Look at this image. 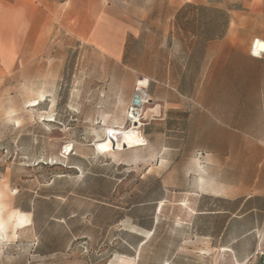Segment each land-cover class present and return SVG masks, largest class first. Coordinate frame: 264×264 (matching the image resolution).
<instances>
[{
    "label": "rangeland",
    "instance_id": "1",
    "mask_svg": "<svg viewBox=\"0 0 264 264\" xmlns=\"http://www.w3.org/2000/svg\"><path fill=\"white\" fill-rule=\"evenodd\" d=\"M185 1H103L143 29L116 61L58 26L63 0H0V264H236L220 248L218 215L204 214L221 207L205 195L204 74L221 57L207 41L226 29L245 40L235 42L247 57L228 55L226 101L259 110L253 74L264 68L247 58L264 40V0ZM144 78L170 82L153 83L166 114L150 102L145 145L103 151Z\"/></svg>",
    "mask_w": 264,
    "mask_h": 264
},
{
    "label": "crops",
    "instance_id": "2",
    "mask_svg": "<svg viewBox=\"0 0 264 264\" xmlns=\"http://www.w3.org/2000/svg\"><path fill=\"white\" fill-rule=\"evenodd\" d=\"M105 0H63L58 26L80 42H91L113 60L127 56L130 44L139 38L141 24L120 23L101 9ZM185 3L205 5L204 0H186ZM182 7L180 5L178 10ZM36 26L37 23H31ZM116 25V28H115ZM110 28V29H109ZM115 29V30H114ZM227 30V29H226ZM207 41V48L216 47L221 51L216 66L207 65L204 77L206 85V153L205 195L221 207L206 208L207 221L216 216L221 220L217 239L222 252L230 253L237 259L236 264H262L264 262V74H253L259 110H228L226 101L228 55L231 49L241 51L247 57L246 42L238 36L235 41L228 31ZM30 41H32V31ZM34 34V33H33ZM35 36V35H34ZM38 43L37 39L34 40ZM225 53V54H224ZM253 57V56H252ZM246 59V58H245ZM247 61L264 68V62L257 57ZM209 64V63H208ZM262 72V71H261ZM264 73V71H263ZM145 79V78H144ZM150 102L157 99L156 86L167 91V79L146 78ZM221 99V108L215 107L214 100ZM159 117L167 110L161 101ZM156 110V108L152 109ZM196 197H200L198 192ZM214 207V206H213ZM198 214V213H197ZM213 238L206 234V241Z\"/></svg>",
    "mask_w": 264,
    "mask_h": 264
},
{
    "label": "bare ground",
    "instance_id": "3",
    "mask_svg": "<svg viewBox=\"0 0 264 264\" xmlns=\"http://www.w3.org/2000/svg\"><path fill=\"white\" fill-rule=\"evenodd\" d=\"M251 55L253 57L264 56V40L256 39L251 47ZM141 85H146V79H140L138 81ZM142 123L139 122L137 127H111L106 130L104 140L100 142V148L103 151L114 152L115 150H121L123 146L128 148L141 147L145 145V141L139 131ZM99 143V142H98ZM66 150V149H65ZM66 152V151H65ZM29 217L27 214L18 213L16 217L17 228H23L28 225ZM3 225V223H1Z\"/></svg>",
    "mask_w": 264,
    "mask_h": 264
},
{
    "label": "built area",
    "instance_id": "4",
    "mask_svg": "<svg viewBox=\"0 0 264 264\" xmlns=\"http://www.w3.org/2000/svg\"><path fill=\"white\" fill-rule=\"evenodd\" d=\"M260 58L264 59V56ZM148 104H150L148 82L146 85H141L137 81L126 109L125 124L127 127H137L139 125V122L144 119V113ZM262 264H264V262Z\"/></svg>",
    "mask_w": 264,
    "mask_h": 264
},
{
    "label": "trees",
    "instance_id": "5",
    "mask_svg": "<svg viewBox=\"0 0 264 264\" xmlns=\"http://www.w3.org/2000/svg\"><path fill=\"white\" fill-rule=\"evenodd\" d=\"M30 211H31V210L28 208V209H27V212H30ZM32 214H33V216H34V212H32Z\"/></svg>",
    "mask_w": 264,
    "mask_h": 264
}]
</instances>
